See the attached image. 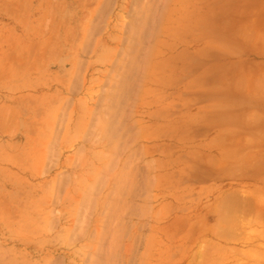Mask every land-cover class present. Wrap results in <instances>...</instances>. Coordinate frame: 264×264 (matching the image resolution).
I'll return each instance as SVG.
<instances>
[{"label":"rangeland","instance_id":"1","mask_svg":"<svg viewBox=\"0 0 264 264\" xmlns=\"http://www.w3.org/2000/svg\"><path fill=\"white\" fill-rule=\"evenodd\" d=\"M251 1L0 0V264H264Z\"/></svg>","mask_w":264,"mask_h":264},{"label":"crops","instance_id":"2","mask_svg":"<svg viewBox=\"0 0 264 264\" xmlns=\"http://www.w3.org/2000/svg\"><path fill=\"white\" fill-rule=\"evenodd\" d=\"M255 0H252L251 3H254ZM260 1V7L258 10H256L253 14V17L255 20H262L264 19V0ZM246 39L250 44L243 47L244 51L250 52V54L256 55L252 52H260L261 55L260 59H263L261 62H264V29L260 30L259 28L252 27L250 30V33L246 34ZM237 76H232L231 78H228V80H222L224 82H229L230 84L233 82H236ZM250 78H246L247 82H264V74L256 75V76H249ZM220 80H217L215 82H219ZM231 86V85H230ZM229 86L228 90H219L218 92H215V99L219 100L223 105L220 106V108H216V110H213V114L219 116V120L217 123L212 124V126H238L237 122V116L238 113L241 115L249 116L252 111V105H249V101L251 99L257 98L260 101L264 102V93L262 91L257 92L256 94L253 91H246L244 94V104L241 105V108L236 107V104L234 100L237 98L236 92L231 90V87ZM264 109V107H261ZM218 109V110H217ZM227 117V118H224ZM247 118V117H246ZM244 118L243 122L244 124H239V126H252L251 123L248 122V119Z\"/></svg>","mask_w":264,"mask_h":264},{"label":"bare ground","instance_id":"3","mask_svg":"<svg viewBox=\"0 0 264 264\" xmlns=\"http://www.w3.org/2000/svg\"><path fill=\"white\" fill-rule=\"evenodd\" d=\"M253 198H254V197H253ZM248 203H249V202H248ZM248 203H247V204H248ZM244 205H245V204H244ZM248 207H249V206H248ZM245 211H246V210H245ZM248 211H250V210H248ZM242 215H243V213H242ZM256 215H257V214H256ZM244 216H246L245 213H244ZM260 217H261V215H260ZM233 218H234V217H233ZM249 218H250V217H249ZM234 219H235V218H234ZM242 219H243V218H242ZM256 219L259 220L260 218H256ZM262 219L264 220V218H261V221H262ZM237 220H238V219H237ZM244 220H245V219H244ZM252 220H253V219H252ZM259 221H260V220H259ZM238 222H239V221H238ZM238 222H237V223H238ZM250 222H251V219H250ZM254 222H255V221H254ZM231 223H232V222H231ZM259 223H261V222H259ZM259 223H258V224H259ZM238 224H239V223H238ZM249 224H250V223H249ZM249 224H248V225H249ZM254 224H255V223H254ZM262 224H264V223H261V224H259V225L262 227V226H264V225H262ZM256 225H257V223H256ZM246 227H247V226H246ZM240 228H242V227H240ZM253 230H254V229H253ZM250 231H251V230H250ZM256 231H257V230H255V232H256ZM258 232H259V230H258ZM221 233H222V232H221ZM224 233H225V232H224ZM245 233H246V232H245ZM251 234H252V233H251ZM258 234H260V233H258ZM237 238H238V237H237ZM242 238H243V237H242ZM234 239H235V238H234ZM235 240H236V239H235ZM242 241H243V240H242ZM239 242H240V240H239ZM250 243H252V242H250ZM261 246H262V245H261ZM208 247H209V246H208ZM247 250H248V249H247ZM253 250H254V249H253ZM242 251H243V250H242ZM249 251H250V250H249ZM259 253H260V252H259ZM261 254H262V253H261ZM263 254H264V253H263ZM242 256H243V255H242ZM243 257H246V256H243ZM247 257H248V256H247ZM263 258H264V257H263ZM256 259H257V258H256ZM257 260H258V259H257ZM258 262H259V261H258ZM206 263H207V262H206Z\"/></svg>","mask_w":264,"mask_h":264}]
</instances>
